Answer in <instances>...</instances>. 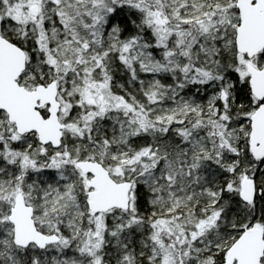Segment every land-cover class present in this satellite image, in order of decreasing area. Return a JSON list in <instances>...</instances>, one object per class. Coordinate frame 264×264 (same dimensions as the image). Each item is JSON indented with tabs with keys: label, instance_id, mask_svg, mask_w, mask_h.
<instances>
[{
	"label": "snow or ice",
	"instance_id": "snow-or-ice-1",
	"mask_svg": "<svg viewBox=\"0 0 264 264\" xmlns=\"http://www.w3.org/2000/svg\"><path fill=\"white\" fill-rule=\"evenodd\" d=\"M0 264H264V0H0Z\"/></svg>",
	"mask_w": 264,
	"mask_h": 264
}]
</instances>
